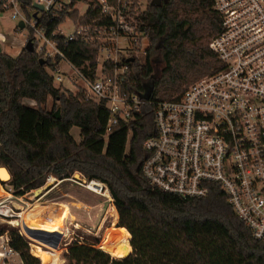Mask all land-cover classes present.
I'll list each match as a JSON object with an SVG mask.
<instances>
[{
    "label": "trees",
    "instance_id": "1",
    "mask_svg": "<svg viewBox=\"0 0 264 264\" xmlns=\"http://www.w3.org/2000/svg\"><path fill=\"white\" fill-rule=\"evenodd\" d=\"M19 1L31 18L32 0ZM132 1L128 20L142 0ZM154 2L148 0V8L134 15V25L150 41L144 63L138 58L122 61L129 66L125 90L151 103L143 105L134 120L115 126L108 138L106 105L67 98L54 86L46 70L49 62L40 63L42 54L24 49L11 58L0 53V167L9 170V186L18 197L43 187L49 177L52 182L75 173L107 186L120 222L100 250L71 245L64 256L68 264H264V240L252 236L219 186L206 198L183 199L154 188L143 175L144 143L154 127L155 104L179 98L185 87L220 65L210 48V41L221 31L213 0ZM2 6L0 0V14ZM98 12L92 9L83 22L97 20ZM68 16L77 20L79 12L64 11L61 19L45 18L41 24L59 42L65 57L94 79L99 43L77 39L65 45L64 38L52 36ZM157 46L161 56L152 59ZM50 98L54 105L47 110L44 106ZM26 99L38 107L25 105ZM74 127L81 130L80 143L71 134ZM21 224L24 218L19 219ZM6 232L0 230V236ZM9 236L23 264H41V260L55 264L59 258L60 252L51 250L44 253L43 261L39 243L34 242L33 256L18 230H11ZM115 248L119 255L113 253Z\"/></svg>",
    "mask_w": 264,
    "mask_h": 264
},
{
    "label": "built area",
    "instance_id": "2",
    "mask_svg": "<svg viewBox=\"0 0 264 264\" xmlns=\"http://www.w3.org/2000/svg\"><path fill=\"white\" fill-rule=\"evenodd\" d=\"M132 4V0H32L29 18L19 0H3L2 13L10 12L12 20L23 21L33 31L35 52L49 62L53 84L61 86L68 80L75 86L79 80L88 101L106 105L110 112L106 138L115 126L134 120L141 107L151 103L149 98L125 90L129 66L122 61L135 60L130 52L140 48L147 54L150 42L147 34L128 20ZM213 4L221 17V31L210 41V48L220 65L185 87L179 98L155 104L154 127L144 143L143 175L154 188L183 199L206 198L219 186L235 215L262 241L264 0H213ZM96 8L99 18L84 23ZM64 11L80 12L78 20L66 19L75 31L64 35L60 28L65 21L52 36L64 38L65 45L77 39L99 43L94 79L65 57L59 42L50 38L41 24L45 18L61 19ZM63 63L69 66L71 76L61 73ZM103 186L102 192L109 190ZM22 212L8 200L0 201L3 219H17ZM19 228L23 236L22 224ZM16 259L23 264L6 232L0 236V264H20Z\"/></svg>",
    "mask_w": 264,
    "mask_h": 264
},
{
    "label": "rangeland",
    "instance_id": "3",
    "mask_svg": "<svg viewBox=\"0 0 264 264\" xmlns=\"http://www.w3.org/2000/svg\"><path fill=\"white\" fill-rule=\"evenodd\" d=\"M148 8V0L141 1V7L135 9L134 15L137 16L142 11H145ZM76 12V11H75ZM79 12V11H78ZM80 14V12H79ZM133 15V14H132ZM129 17V22L134 25V15ZM69 18L74 19L73 16H69ZM80 18V15L78 19ZM67 19V18H66ZM65 19V21H66ZM77 19V20H78ZM60 31L64 35L73 34L75 28L70 20H67L60 28ZM33 31L30 29L29 26H26L25 29L19 28V22L11 19L10 12H4L0 14V47L2 48V53L11 57L16 58L18 57L29 42V40L33 39ZM150 46V42H149ZM148 46V48H149ZM139 47L140 42H139ZM159 46L156 48V53L153 54L152 59L161 56V53L158 49ZM148 50V49H146ZM131 55H134L140 60V63L143 64L145 61V55L142 48L137 49L136 52L131 51ZM44 59V58H43ZM45 60V59H44ZM46 61V60H45ZM157 65V64H156ZM157 65L159 69H162L163 66ZM47 72L50 74L51 69L46 68ZM61 73L63 75H67L68 77L71 76L72 71L69 69L65 63L62 64ZM77 75H73L76 78ZM66 81V82H65ZM64 84L61 86L59 84L54 85L56 88H60L62 92H64L67 98H76L79 97V100L88 102L86 99L87 97L82 91V88L79 87V80L75 82V86L72 85V82H68L65 80ZM79 87V88H77ZM69 99V100H71ZM23 103L27 106L37 108L38 105L29 99L23 101ZM54 105L53 100L50 98L47 104L44 106L45 109L51 110L52 106ZM59 106V105H58ZM80 128L74 127L71 130V134L74 139L80 143L82 141L80 135ZM49 177L48 182L53 184V188L50 191H47L42 197L40 198H33L32 191L27 193L22 197H18L14 194L13 189L9 186V182L1 184L0 186V201L8 200L10 203L15 204V207L24 210H39V206L45 207L44 205H61L68 210H65L69 213V217L65 219L60 231V234H69L64 235L62 240L60 241L58 248H53L52 246L42 245L43 254L42 258L44 261V253L50 250H57L59 251V258H57V262L55 264H68V262L64 259L65 253L67 252L68 248L75 244H86L95 247L96 249L100 250L98 247L99 245H103L108 236L113 232V230L117 227L118 223L120 222V216L118 211L113 203V198L111 199L105 196L104 192L101 191L100 188L94 187L95 191L90 190L88 188L90 181L83 177L80 173H75L73 177L70 179L59 180L57 178L55 181L50 180ZM6 181V180H5ZM47 184V183H46ZM46 184L43 186L45 188ZM34 191V190H33ZM5 193L10 194L12 197H5ZM65 211H60V218L65 215ZM45 211L40 210L41 215L46 219H49V215L44 213ZM29 216V213H28ZM72 217V218H71ZM26 218V220H25ZM51 219V218H50ZM13 220L3 219L0 217V230H6L10 232L11 230H21L18 226L19 220H16L15 226L11 224ZM29 221V217H24L25 225H27ZM24 225V224H23ZM109 233V234H108ZM23 236L29 242L31 254H35L33 249V245H36L33 240H30L25 236ZM132 239V238H131ZM35 242V243H34ZM54 254L55 252H51ZM113 253H117L115 255L120 254V250L114 249ZM34 256V255H33ZM37 258V257H36ZM41 260V259H40ZM18 263L21 264L20 259H16ZM41 260V264H43Z\"/></svg>",
    "mask_w": 264,
    "mask_h": 264
},
{
    "label": "water",
    "instance_id": "4",
    "mask_svg": "<svg viewBox=\"0 0 264 264\" xmlns=\"http://www.w3.org/2000/svg\"><path fill=\"white\" fill-rule=\"evenodd\" d=\"M161 1L162 0H155L154 4L158 5L161 3ZM35 7L41 11L43 10L42 6L35 5ZM34 17L36 18L37 14H35ZM25 27L26 26H25V23L23 21L19 22V28L20 29H25ZM26 50L31 52V53L35 52V48H34V44H33L32 40H29V42L26 46ZM0 53H2L1 47H0ZM129 61L133 62L134 59H130ZM40 63L42 65H44L45 60L41 59ZM3 171H6V173H7V178H8L7 181L3 180L4 173L1 174ZM11 178H12V176H11L9 170L6 167H0V184H4L6 182H9L11 180ZM52 188H53V184L50 182H47L45 188L44 187L38 188V189L32 191L31 195L33 198H40L45 193H47V191H50ZM22 230H23L25 236L27 238H29L30 240L38 242L42 245L52 246L53 248L59 247L60 241L62 240V237L65 235V234H60L59 232L50 233V232H47L44 230L32 229V228H29L28 226H26L25 224L22 225Z\"/></svg>",
    "mask_w": 264,
    "mask_h": 264
},
{
    "label": "bare ground",
    "instance_id": "5",
    "mask_svg": "<svg viewBox=\"0 0 264 264\" xmlns=\"http://www.w3.org/2000/svg\"><path fill=\"white\" fill-rule=\"evenodd\" d=\"M4 173V176H3V180H6L7 181V173L6 171H3L1 174ZM52 178H50L51 180ZM56 180V179H55ZM1 186V185H0ZM94 187H104L102 183L98 182V181H92L89 183V186L88 188L90 190H93L95 191V188ZM5 192V191H4ZM103 192H105V196H108V197H111V194L109 192V190H105V188L103 189ZM5 197H12L10 194L8 193H5ZM45 207H41L39 206V210H24L20 215H18V218L17 219H13L14 220H19L20 218H24V217H29V221L27 223L26 226H28L29 228H32V229H38V230H44V231H47V232H50V233H55L56 231H60L64 221H65V217L64 216H69V213H67L65 210H68L67 208H64L62 207L61 205H53L52 206H48V205H44ZM40 210H43V211H50V212H57V211H65V215L63 217L60 218V214H55V217L54 218H51V219H45L41 213H40ZM28 213H29V216H28ZM72 218V217H71ZM12 221V222H13ZM11 222V224H12ZM13 225V224H12ZM65 235H69L68 233L65 234ZM47 249H50L49 247H47Z\"/></svg>",
    "mask_w": 264,
    "mask_h": 264
},
{
    "label": "crops",
    "instance_id": "6",
    "mask_svg": "<svg viewBox=\"0 0 264 264\" xmlns=\"http://www.w3.org/2000/svg\"><path fill=\"white\" fill-rule=\"evenodd\" d=\"M0 185H1V184H0ZM1 187H2V185H1ZM2 190L4 191L3 187H2ZM1 197H3V195L0 196V198H1ZM59 212H60V211H57V212H54V213H53V212H50V211H47V210H46L44 213L48 214L50 218H54V217H55V214H60ZM64 217H65V219H66V218H68L69 216H64ZM46 219H47V218H46ZM48 250L51 251L50 249H48ZM33 255L35 256L34 253H33Z\"/></svg>",
    "mask_w": 264,
    "mask_h": 264
}]
</instances>
